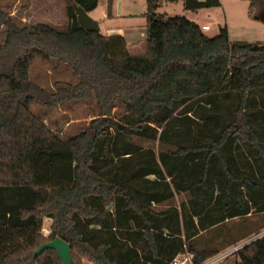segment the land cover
Here are the masks:
<instances>
[{
	"label": "trees",
	"instance_id": "obj_1",
	"mask_svg": "<svg viewBox=\"0 0 264 264\" xmlns=\"http://www.w3.org/2000/svg\"><path fill=\"white\" fill-rule=\"evenodd\" d=\"M182 1L192 11L222 5ZM249 1L258 19L264 0ZM66 3L64 27L22 24L0 6V264H63L53 248L34 255L56 236L74 264L77 252L95 264H171L184 252L202 263L238 244L200 247L198 237L264 215V42L232 41L227 26L209 36L147 0L146 51L133 54L124 36L78 22L74 5L90 12L100 0ZM33 48L78 80L53 91L32 81ZM83 100L98 116L70 138L31 108ZM117 100L127 109L114 115ZM179 194V205L158 207ZM237 254L264 264V235Z\"/></svg>",
	"mask_w": 264,
	"mask_h": 264
},
{
	"label": "rangeland",
	"instance_id": "obj_2",
	"mask_svg": "<svg viewBox=\"0 0 264 264\" xmlns=\"http://www.w3.org/2000/svg\"><path fill=\"white\" fill-rule=\"evenodd\" d=\"M222 5L203 8L198 11L187 10L184 2L160 0L159 12L167 13L168 16H186L188 19L199 23L201 26L208 24L209 29L204 30L209 36H216L220 32L221 26H227L232 41H247L253 44L264 42V7H258L256 14L259 18L249 15V0H221ZM108 0H100L98 8L93 15H99ZM0 6L17 19L22 24H32L37 22H50L64 27L68 24L66 0H0ZM113 7L122 15L137 14V19L121 18L112 22L115 26H127L130 23L143 25L144 13L147 11V0H113ZM108 13V12H107ZM109 14V13H108ZM92 17L93 15L90 14ZM95 19V17H93ZM97 20V19H96ZM108 21H112L108 20ZM117 23V24H116ZM128 27V26H127ZM105 32V29L103 30ZM2 39L0 38V41ZM146 51L145 43L141 49L136 51L142 54ZM38 48L32 49L34 60L30 67V77L35 83L44 87L47 91H53L58 81L64 83H75L77 75L64 63L48 59L42 56ZM32 110L43 119L50 128L63 138H70L88 127L92 120L98 115V107L95 100L67 102L59 105H43L37 101L32 102ZM127 105L121 100H117L116 107L113 108L114 115L125 112ZM144 145L150 142L142 141ZM152 145V144H150ZM184 200V195H177L171 202L164 203L158 207L164 208L171 204L179 205ZM52 220L45 218L43 223V233L50 234ZM264 215L253 213L247 217L235 218L225 224L202 232L198 237V245L204 246L222 245L231 236L241 237V243H248L264 235ZM260 228V229H259ZM259 229L260 231H257ZM249 235L246 236V234ZM246 238V239H244ZM232 246L221 252L229 250ZM74 261V258H73ZM240 257L237 252L228 255L222 264H240ZM75 264H95L89 258L80 253L75 254Z\"/></svg>",
	"mask_w": 264,
	"mask_h": 264
},
{
	"label": "crops",
	"instance_id": "obj_3",
	"mask_svg": "<svg viewBox=\"0 0 264 264\" xmlns=\"http://www.w3.org/2000/svg\"><path fill=\"white\" fill-rule=\"evenodd\" d=\"M182 1V0H181ZM104 7L103 11L99 15H93V13L96 12L95 8L94 10L90 11L89 13L95 17V19L98 20L100 24V31L102 34L106 36H115V35H122L125 37L127 42V47L129 51L133 54L139 53L136 52L141 49L142 45L146 46V39H147V17L146 12L143 15V18H145L143 25L135 23H130L127 26H115L112 22L117 21L121 18H130L131 20L137 19V14H130L128 15H122L118 10H115L112 6V14H108V4ZM108 12V13H107ZM112 21H108L111 20ZM117 24V23H116ZM105 29V32L103 30ZM52 223V222H51Z\"/></svg>",
	"mask_w": 264,
	"mask_h": 264
},
{
	"label": "water",
	"instance_id": "obj_4",
	"mask_svg": "<svg viewBox=\"0 0 264 264\" xmlns=\"http://www.w3.org/2000/svg\"><path fill=\"white\" fill-rule=\"evenodd\" d=\"M75 11L78 15V22L88 30L100 31V24L98 20L94 19L88 11L82 6L75 4ZM53 248L60 254L63 264H74L71 245L68 241L60 236L41 244L34 252V255L41 254L45 249Z\"/></svg>",
	"mask_w": 264,
	"mask_h": 264
},
{
	"label": "built area",
	"instance_id": "obj_5",
	"mask_svg": "<svg viewBox=\"0 0 264 264\" xmlns=\"http://www.w3.org/2000/svg\"><path fill=\"white\" fill-rule=\"evenodd\" d=\"M210 26L208 24H204L202 25V29L203 30H207L209 29ZM249 243V242H248ZM245 244L247 243H241V244H236L233 245V247H231L229 250L218 253L212 257H210L209 259H207L206 261L202 262V263H195L192 257V254L189 252H184L179 254L171 264H222L226 257L234 252H237L240 248H242Z\"/></svg>",
	"mask_w": 264,
	"mask_h": 264
}]
</instances>
